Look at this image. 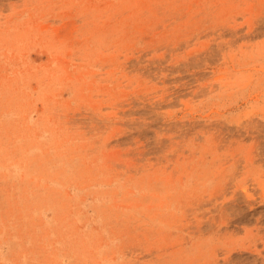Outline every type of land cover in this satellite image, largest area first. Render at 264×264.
<instances>
[{"label": "rangeland", "instance_id": "rangeland-1", "mask_svg": "<svg viewBox=\"0 0 264 264\" xmlns=\"http://www.w3.org/2000/svg\"><path fill=\"white\" fill-rule=\"evenodd\" d=\"M0 264H264V0H0Z\"/></svg>", "mask_w": 264, "mask_h": 264}]
</instances>
